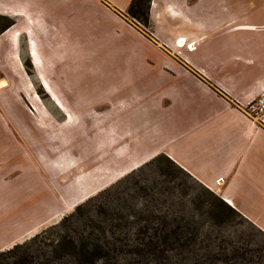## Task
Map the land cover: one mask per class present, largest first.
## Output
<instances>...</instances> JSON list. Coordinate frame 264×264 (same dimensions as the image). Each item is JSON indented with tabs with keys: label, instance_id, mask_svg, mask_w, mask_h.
Here are the masks:
<instances>
[{
	"label": "rangeland",
	"instance_id": "374dc122",
	"mask_svg": "<svg viewBox=\"0 0 264 264\" xmlns=\"http://www.w3.org/2000/svg\"><path fill=\"white\" fill-rule=\"evenodd\" d=\"M187 1L195 8L185 10L184 23L202 35L195 46L177 48V41V49L160 46L164 57L145 55L126 51L120 35L86 33L88 64L45 69L58 83L67 112L55 106L50 86L42 87L35 69L24 70L36 106L16 80L0 81V254L21 246L3 263L264 264V229L227 212L157 154L165 138L169 149L170 136L186 127L180 108L170 116L162 105L150 108L152 100L161 102L155 86L194 90L178 69L207 83L202 69H264V0ZM151 2L136 0L128 17L122 15L157 40L161 32L151 25ZM164 8H153L156 19ZM164 21L165 28L179 24L168 16ZM4 70L0 78H9ZM262 96L264 90L231 105L264 130V115L253 110ZM40 111L48 122L35 125L33 115ZM32 227L33 233L15 240Z\"/></svg>",
	"mask_w": 264,
	"mask_h": 264
},
{
	"label": "crops",
	"instance_id": "0c3cea01",
	"mask_svg": "<svg viewBox=\"0 0 264 264\" xmlns=\"http://www.w3.org/2000/svg\"><path fill=\"white\" fill-rule=\"evenodd\" d=\"M132 1L105 0L108 5L105 6L99 0H0V72L5 69L9 73V78L2 77L0 81L6 83L7 79L16 80L25 99H30L36 106L38 99H32L29 96L32 92L26 90V87L31 89V80L24 70L27 67L35 69L42 87L45 88L44 83L50 86L54 94L51 100L55 106L58 109L63 106L59 110L67 112V106L57 91L58 83L53 80L54 76L49 79L45 69H60V65L64 69H75L77 64L83 67L90 54L85 52L86 33L114 38L120 35L122 40L125 39L126 51L160 56H163L158 54L162 44L172 49L186 44L189 48L202 39L198 29L184 23L189 18L185 10L195 8L187 6V0H152L151 25L161 32L157 40L149 30H145L146 35L139 33L138 23L133 20L136 26L132 25L126 18ZM162 4H165L166 9L160 15L161 19H156V10L153 8L160 11ZM122 14L126 16L125 19ZM167 16L179 20L180 26H170L175 31L172 35L166 32L170 30L165 28ZM177 41L180 42L178 47L174 45ZM91 56L94 57L93 54ZM55 58L58 59L55 61ZM239 67L233 65L232 69L200 70L208 83L198 81L188 71L178 69L179 73L182 71L191 80L190 84L184 83L190 87L194 85V90L181 92L178 85L167 88L168 83L165 84L167 86L162 84V87H153L163 102L161 104L152 100L151 109H155V105H162V109L170 116L171 109L179 107L186 119V127L179 136L177 133L170 136V148L167 149L168 137L157 154L168 157L198 184L246 220L264 229V130L256 121L231 105L245 104L264 90V69ZM209 83L214 86L211 88L221 91L213 92ZM249 89L253 92L252 96ZM33 117L35 125L39 121L48 122L47 116L41 111ZM66 121L71 122V116L67 115ZM46 129L48 132L53 131L52 127ZM165 130L169 128L164 123ZM33 229H27L15 240L24 233H33Z\"/></svg>",
	"mask_w": 264,
	"mask_h": 264
},
{
	"label": "trees",
	"instance_id": "16d2710c",
	"mask_svg": "<svg viewBox=\"0 0 264 264\" xmlns=\"http://www.w3.org/2000/svg\"><path fill=\"white\" fill-rule=\"evenodd\" d=\"M136 0H133L132 1V3L133 2H135ZM132 3H131V5H132ZM8 24H10V22L8 23ZM9 26V25H8ZM206 190V192H207V194L209 195V196H211V198H212V200L214 201H217V203H219V205L223 208V209H225L227 212H229V213H232V214H237V212L232 208V207H230L229 205H227L224 201H222L220 198H218L215 194H213L212 192H210L209 190H207V189H205ZM77 209L79 210V208L77 207ZM19 249H21V246H19V245H15V247L12 249V250H9V251H7V252H5V253H1L0 254V264H17V263H8L7 261L6 262H4L3 263V259H4V257L6 256H10V254L12 253H14V252H16V251H18ZM24 264H27L26 262H24Z\"/></svg>",
	"mask_w": 264,
	"mask_h": 264
},
{
	"label": "built area",
	"instance_id": "2783aa9c",
	"mask_svg": "<svg viewBox=\"0 0 264 264\" xmlns=\"http://www.w3.org/2000/svg\"><path fill=\"white\" fill-rule=\"evenodd\" d=\"M257 115H264V96L257 99L255 108H253Z\"/></svg>",
	"mask_w": 264,
	"mask_h": 264
}]
</instances>
